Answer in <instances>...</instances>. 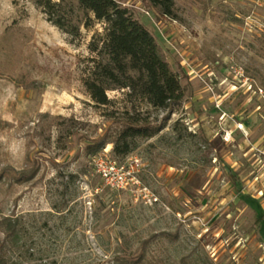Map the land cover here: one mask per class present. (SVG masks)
<instances>
[{
    "label": "rangeland",
    "instance_id": "1",
    "mask_svg": "<svg viewBox=\"0 0 264 264\" xmlns=\"http://www.w3.org/2000/svg\"><path fill=\"white\" fill-rule=\"evenodd\" d=\"M53 1L77 34L35 0H0V220L19 222L14 236L0 226L8 264H264V0H173L169 16L119 0L180 76L170 110L128 88L91 100L82 80L105 61L90 46L104 25ZM131 117L161 128L125 155L105 144L116 164L137 160L107 184L87 146Z\"/></svg>",
    "mask_w": 264,
    "mask_h": 264
},
{
    "label": "trees",
    "instance_id": "2",
    "mask_svg": "<svg viewBox=\"0 0 264 264\" xmlns=\"http://www.w3.org/2000/svg\"><path fill=\"white\" fill-rule=\"evenodd\" d=\"M78 7L91 13L88 20L102 22L103 32L97 41H91L93 51H97L99 60L91 68L90 73L83 78L84 91L96 104L105 105L108 102L106 90L128 88L129 95L140 99L156 108L172 109L185 97L180 76L173 70L162 47L153 34L135 19L129 8L119 0H75ZM145 5L156 8L163 16L172 13L173 0H142ZM37 7L45 14L46 20L60 28L63 32L77 34L76 24L67 22L59 3L53 0H35ZM24 87H34L35 83H24ZM160 126L139 125L136 118L126 121L116 136L108 134L93 140L87 146V154H97L107 143H112L117 155H125L135 146L137 137L149 138L155 135ZM36 175V170L15 172L14 182L23 184ZM17 219L3 217L0 220L2 231L7 237L16 235ZM5 241L0 240V264H8L5 255ZM146 247L142 242V249ZM181 264H187L184 260Z\"/></svg>",
    "mask_w": 264,
    "mask_h": 264
},
{
    "label": "built area",
    "instance_id": "3",
    "mask_svg": "<svg viewBox=\"0 0 264 264\" xmlns=\"http://www.w3.org/2000/svg\"><path fill=\"white\" fill-rule=\"evenodd\" d=\"M91 160L97 172L105 181H107V184H111V181L119 180L118 178L120 177L132 179L134 176V167L136 166L137 162V160H129V162L124 163V165L116 164L109 159L106 151L99 152L98 154L93 155ZM118 168L121 170L119 171ZM116 170L119 172L118 174L115 172ZM123 172H126L127 175ZM111 175L115 178L112 179Z\"/></svg>",
    "mask_w": 264,
    "mask_h": 264
}]
</instances>
